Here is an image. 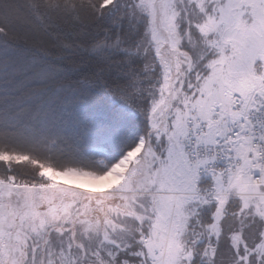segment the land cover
<instances>
[{"label":"snow or ice","instance_id":"1","mask_svg":"<svg viewBox=\"0 0 264 264\" xmlns=\"http://www.w3.org/2000/svg\"><path fill=\"white\" fill-rule=\"evenodd\" d=\"M0 264H264V0H0Z\"/></svg>","mask_w":264,"mask_h":264}]
</instances>
